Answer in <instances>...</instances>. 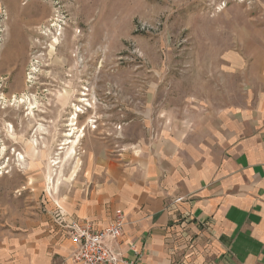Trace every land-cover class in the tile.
Wrapping results in <instances>:
<instances>
[{
  "label": "rangeland",
  "instance_id": "obj_1",
  "mask_svg": "<svg viewBox=\"0 0 264 264\" xmlns=\"http://www.w3.org/2000/svg\"><path fill=\"white\" fill-rule=\"evenodd\" d=\"M260 48L264 0H0V230L58 210L98 156L155 138L163 111L187 109L205 83L212 95L251 81L225 57L248 64Z\"/></svg>",
  "mask_w": 264,
  "mask_h": 264
},
{
  "label": "crops",
  "instance_id": "obj_2",
  "mask_svg": "<svg viewBox=\"0 0 264 264\" xmlns=\"http://www.w3.org/2000/svg\"><path fill=\"white\" fill-rule=\"evenodd\" d=\"M259 51L248 64L237 53L225 57L226 68L247 70L251 81H224L212 95L205 83L202 96L187 98L200 104L163 111L165 121L151 130L155 138L98 156L74 195L60 193L58 210H28L1 229L0 264H78L65 225L102 230L118 213L125 216L123 236L112 247L126 263L264 264Z\"/></svg>",
  "mask_w": 264,
  "mask_h": 264
},
{
  "label": "built area",
  "instance_id": "obj_3",
  "mask_svg": "<svg viewBox=\"0 0 264 264\" xmlns=\"http://www.w3.org/2000/svg\"><path fill=\"white\" fill-rule=\"evenodd\" d=\"M124 223L125 216L118 213L114 223L102 230L95 229L91 223L66 224L67 236L75 246L74 261L78 264H133L126 263L123 254L112 247V243L123 236Z\"/></svg>",
  "mask_w": 264,
  "mask_h": 264
},
{
  "label": "bare ground",
  "instance_id": "obj_4",
  "mask_svg": "<svg viewBox=\"0 0 264 264\" xmlns=\"http://www.w3.org/2000/svg\"><path fill=\"white\" fill-rule=\"evenodd\" d=\"M53 10H54V7H53ZM39 11H40V9H39ZM56 11V10H55ZM55 11H53L52 12V16L53 17H55V18H57V12H55ZM40 13H41V11H40ZM24 15V14H23ZM47 17V15L46 14H44L43 16H38L37 18H33L30 22H29V24L28 25H31V27H36L35 28V30H33V32L31 33V36L34 38V37H36L37 35H42V33H43V30H45V26H47L48 24H47V22L45 21V18ZM87 17H88V20H90V13H88V15H87ZM27 25V26H28ZM35 25V26H34ZM37 39V38H36ZM93 46H94V41H93V36H92V34L90 33V35H89V47L91 48L90 50L92 51L93 50ZM54 50V49H53ZM52 50V51H53ZM57 51V50H56ZM15 52H18V50H15ZM50 52V51H49ZM55 53V52H54ZM16 55V53H14V54H12V61L13 62H17V61H22L23 60V58L22 57H20V56H18V57H16L15 56ZM64 57V56H63ZM18 64V63H17ZM25 98V97H24ZM27 102H28V100H27ZM81 102H83V100H81ZM86 102V101H85ZM19 103V102H18ZM26 106H28L29 107V105L27 104ZM27 108V107H26ZM32 108H34V107H32ZM29 110H31V109H29ZM34 113V112H33ZM32 113V114H33ZM74 118V117H73ZM76 119V118H75ZM74 122V121H73ZM74 124V123H73ZM12 134H13V131H11V136H12ZM82 136V135H81ZM68 137H73V135L72 134H70V135H68ZM79 140V139H78ZM35 142V141H34ZM77 142H79V141H77V139H76V141H73V142H69L70 144H72V148H71V151H70V153H66L67 155H66V158H65V160L67 161V160H70V159H72L76 154V146H77ZM68 143H66V144H64V145H67ZM5 151V149H2L1 150V153H3ZM1 155V154H0ZM21 160L23 159V158H20ZM0 160H1V158H0ZM64 160V161H65ZM24 161V160H23ZM62 162V161H61ZM52 179V177L50 176V180ZM52 181V180H51ZM53 184V183H52Z\"/></svg>",
  "mask_w": 264,
  "mask_h": 264
}]
</instances>
